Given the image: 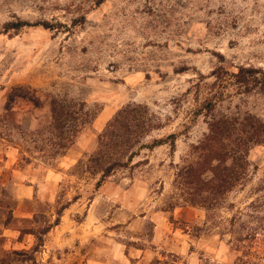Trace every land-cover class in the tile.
I'll return each mask as SVG.
<instances>
[{"label": "rangeland", "instance_id": "1", "mask_svg": "<svg viewBox=\"0 0 264 264\" xmlns=\"http://www.w3.org/2000/svg\"><path fill=\"white\" fill-rule=\"evenodd\" d=\"M97 1L0 0V264H264V143L212 205L190 204L176 177L210 114L264 123V0ZM19 21L35 26L8 27ZM14 87L95 118L54 148L45 103L6 110ZM128 104L160 127L98 187L88 161Z\"/></svg>", "mask_w": 264, "mask_h": 264}, {"label": "trees", "instance_id": "2", "mask_svg": "<svg viewBox=\"0 0 264 264\" xmlns=\"http://www.w3.org/2000/svg\"><path fill=\"white\" fill-rule=\"evenodd\" d=\"M104 1L98 0L97 3ZM25 26L35 25L19 21L8 27L19 29ZM257 73L254 68H239L235 75L240 77V83L247 84L250 78L256 80L254 76ZM259 83L264 87L263 79ZM17 100L31 104L33 109L46 104L50 113L49 142L54 148L72 145L95 118V112L87 109L84 103L59 95L42 94L40 90L11 88L6 110H10ZM208 104L206 109L209 113L212 108ZM159 127L146 105L128 104L119 109L98 136V151L88 161L93 172L101 173L97 186L116 168L130 164L136 156L134 149L145 147L141 140ZM207 129L203 140L192 148L194 161L181 167L176 176L192 205H212L232 190L245 175L250 146L264 143V123L252 116L240 119L237 116L216 117L210 114ZM166 139L172 140L170 145L173 149L175 136L170 135ZM162 144L163 140H153L151 148Z\"/></svg>", "mask_w": 264, "mask_h": 264}, {"label": "crops", "instance_id": "3", "mask_svg": "<svg viewBox=\"0 0 264 264\" xmlns=\"http://www.w3.org/2000/svg\"><path fill=\"white\" fill-rule=\"evenodd\" d=\"M58 226H56V228H57ZM5 235H8L7 233H5ZM49 235V232L46 234V237ZM9 240H11V238H9ZM17 241V240H16ZM44 247V246H43ZM95 251L98 253V247H95ZM88 253V251H85V252H83L82 254H87ZM98 258H96V260H97ZM95 260V262H94V264H98V261H96Z\"/></svg>", "mask_w": 264, "mask_h": 264}]
</instances>
